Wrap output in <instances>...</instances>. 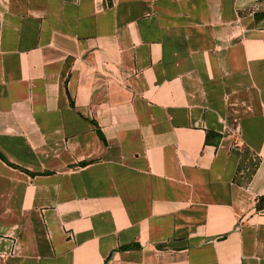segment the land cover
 Instances as JSON below:
<instances>
[{
    "label": "crops",
    "instance_id": "0c3cea01",
    "mask_svg": "<svg viewBox=\"0 0 264 264\" xmlns=\"http://www.w3.org/2000/svg\"><path fill=\"white\" fill-rule=\"evenodd\" d=\"M263 196L264 0H0V264H264Z\"/></svg>",
    "mask_w": 264,
    "mask_h": 264
},
{
    "label": "trees",
    "instance_id": "16d2710c",
    "mask_svg": "<svg viewBox=\"0 0 264 264\" xmlns=\"http://www.w3.org/2000/svg\"><path fill=\"white\" fill-rule=\"evenodd\" d=\"M258 164H259L258 158L256 156L254 157L252 153H250V151L246 150L244 154V158L240 165V169L238 171V175L236 177V183L239 184L248 183L251 180L252 176L254 175V172L256 171ZM256 208L258 210L264 208V196L260 198Z\"/></svg>",
    "mask_w": 264,
    "mask_h": 264
}]
</instances>
